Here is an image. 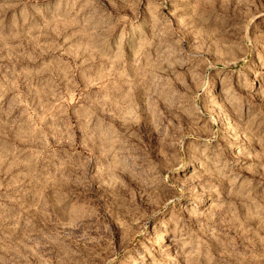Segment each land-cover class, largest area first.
<instances>
[{"label": "rangeland", "instance_id": "1", "mask_svg": "<svg viewBox=\"0 0 264 264\" xmlns=\"http://www.w3.org/2000/svg\"><path fill=\"white\" fill-rule=\"evenodd\" d=\"M0 264H264V0H0Z\"/></svg>", "mask_w": 264, "mask_h": 264}]
</instances>
